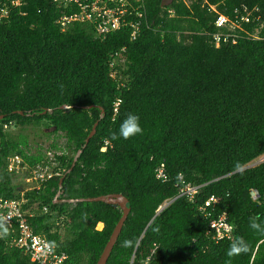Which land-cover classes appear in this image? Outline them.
Masks as SVG:
<instances>
[{"label": "trees", "instance_id": "trees-1", "mask_svg": "<svg viewBox=\"0 0 264 264\" xmlns=\"http://www.w3.org/2000/svg\"><path fill=\"white\" fill-rule=\"evenodd\" d=\"M21 1L0 0L8 9L0 22V196L24 200L33 232L66 254L61 264H95L121 215L114 205L67 200L113 193L127 199L128 215L105 264H264V231L251 227L264 228V161L246 167L264 154V0L133 1L143 13L134 40L128 28L103 38L89 23L62 30L56 20L68 9ZM244 9L250 20L216 47L212 35L227 32L217 15L234 20ZM130 113L142 132L113 140ZM28 127L65 140L49 145L60 153L59 176L30 190L4 169L12 153L31 166L44 158L40 147L30 151ZM160 165L165 180L156 177ZM179 177L200 186L192 200L177 196ZM221 215L230 238L210 227ZM15 234L0 225V264H36L10 245ZM238 239L248 252L228 257Z\"/></svg>", "mask_w": 264, "mask_h": 264}, {"label": "built area", "instance_id": "built-area-1", "mask_svg": "<svg viewBox=\"0 0 264 264\" xmlns=\"http://www.w3.org/2000/svg\"><path fill=\"white\" fill-rule=\"evenodd\" d=\"M59 8L68 9V11H61V15L56 20L62 30H64L71 23H89L92 25L93 34L97 38H103L107 34L118 31L122 28L129 29V39L134 40L139 32L140 19L143 18V13L137 6L133 5L132 0H52ZM12 6H18L22 3L21 0H9ZM61 5V6H59ZM215 11L214 8H210ZM8 12L7 7L0 8V22L6 17ZM236 12V11H235ZM251 12L244 9V14L235 17L234 20L228 19L223 14H218L215 18V25L218 27H225L227 32L214 33L212 39L214 45L218 47L220 41L227 42L230 38L235 37L234 29L240 28L241 22H248L250 20ZM259 17L255 16L253 21H258ZM257 28L254 33L250 34L252 38H257ZM247 34V33H246ZM123 50V49H122ZM113 61V60H112ZM111 61V62H112ZM109 63L113 68V63ZM112 79H116L117 72L112 69L109 73ZM12 127V121L2 124V129L7 130ZM108 141L104 142L101 151L106 149ZM59 152L47 150L44 152V158L31 165L23 161V158L12 153L6 156L4 169L6 173L12 175L15 179L23 181L26 185V190L38 189L40 185L53 177L59 176L60 171L57 169L58 163L56 156ZM264 161V160H263ZM156 177L165 180L163 173V166L160 165L155 170ZM178 195L185 196L192 200L197 193L200 186L186 183L179 177ZM214 201V199H211ZM171 200H167L163 205H167ZM208 201L207 203H209ZM24 203L23 199L3 198L0 197V225L6 226L12 232H16L12 238L10 245L22 251L28 257L30 262L36 264H61L66 259V254L57 252L53 244H51L43 235L33 232L21 205ZM44 212L46 208L42 209ZM26 213V212H25ZM29 216L31 214L29 213ZM210 227L214 229L217 239L230 238L232 232V225L225 221V216L221 215L216 220L212 221Z\"/></svg>", "mask_w": 264, "mask_h": 264}, {"label": "water", "instance_id": "water-1", "mask_svg": "<svg viewBox=\"0 0 264 264\" xmlns=\"http://www.w3.org/2000/svg\"><path fill=\"white\" fill-rule=\"evenodd\" d=\"M91 107H94V106H90V107H87V108H91ZM61 108H66V106H63ZM97 109H99L101 111V108L100 107H95ZM19 114H21V112H18ZM102 117V115H100L99 119ZM3 117L1 116L0 117V120L2 119ZM97 122H94L92 127H91V130L89 132V134L87 135V137L85 138V141H84V145H83V148L84 146L87 144L88 140L94 135L95 133V129H96V125H97ZM82 152V149H79L75 156L73 157V160H72V163L69 167V169L67 170V173H69L78 156L80 155V153ZM62 180H63V177H61L58 181V187L60 188L61 187V183H62ZM21 190V189H20ZM255 192V191H254ZM60 195V192H58L56 194V198ZM68 202H80V201H85V202H103L105 204H108V205H114V206H117L120 210H121V215L118 219V221L116 222L115 226L113 227L112 229V232L105 244V246L103 247L100 255H99V258L97 259L96 263L95 264H105L106 261H107V258L112 250V247L113 245L115 244L116 240H117V237L120 233V230L122 228V225L128 215V209H127V199L120 193H113V194H106V195H100V196H97V197H91V198H79V199H69L67 200Z\"/></svg>", "mask_w": 264, "mask_h": 264}, {"label": "clouds", "instance_id": "clouds-1", "mask_svg": "<svg viewBox=\"0 0 264 264\" xmlns=\"http://www.w3.org/2000/svg\"><path fill=\"white\" fill-rule=\"evenodd\" d=\"M141 132L142 128L140 125L139 116L130 113L125 119L121 121L118 132L112 133V139L115 140L118 137L128 139L129 137H133L137 134H140ZM251 227L253 229L264 231V228H261V225L257 224L254 220L251 223ZM127 243L128 241H125V244ZM248 250V245L243 240L238 239L230 244L226 254L228 257H233L238 256L241 253H247Z\"/></svg>", "mask_w": 264, "mask_h": 264}, {"label": "rangeland", "instance_id": "rangeland-1", "mask_svg": "<svg viewBox=\"0 0 264 264\" xmlns=\"http://www.w3.org/2000/svg\"><path fill=\"white\" fill-rule=\"evenodd\" d=\"M165 2H167L165 0ZM12 136H15L18 132L17 129H12L10 130ZM51 128L48 129H44V133H48L46 135H44V133H40V132H36L35 129L33 128H26L25 131H23V133L27 136L28 142H29V146H30V151L34 152L35 148L40 147L42 149V151H47L50 150L49 149V145L52 144L53 142L57 141L59 145L63 144L65 142L64 138L60 135L59 133L53 134L51 133ZM264 160V154L260 157H258L257 159H255L254 161L250 162L249 164L246 165V167H252L255 166L257 164H259L260 162H262ZM14 183L16 182H20L21 180L18 179V177L16 179H14ZM20 183H22V186L24 189H26V185L24 184L23 181H21ZM97 229H100L102 226L101 224H97Z\"/></svg>", "mask_w": 264, "mask_h": 264}, {"label": "bare ground", "instance_id": "bare-ground-1", "mask_svg": "<svg viewBox=\"0 0 264 264\" xmlns=\"http://www.w3.org/2000/svg\"><path fill=\"white\" fill-rule=\"evenodd\" d=\"M133 1H137V0H132V2ZM211 8H214V7H211ZM101 38V37H100ZM113 57L115 56H117V54H114V55H112ZM114 57V58H115ZM111 63H113V65L115 66V60H113ZM120 84V83H119ZM94 107H96V106H94ZM58 163V162H57ZM21 189V188H20ZM22 190V189H21ZM1 197V196H0ZM4 198V197H3ZM169 204V203H168ZM165 207V205H161L159 208L160 209H158V211H160L162 208H164ZM24 213V215L28 218L29 217V213H25V212H23ZM16 233V232H15ZM12 240V239H11ZM11 240H10V242H11Z\"/></svg>", "mask_w": 264, "mask_h": 264}, {"label": "crops", "instance_id": "crops-1", "mask_svg": "<svg viewBox=\"0 0 264 264\" xmlns=\"http://www.w3.org/2000/svg\"><path fill=\"white\" fill-rule=\"evenodd\" d=\"M98 224H101V223H98ZM98 226V225H97ZM101 226H102V224H101Z\"/></svg>", "mask_w": 264, "mask_h": 264}]
</instances>
